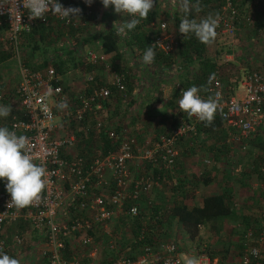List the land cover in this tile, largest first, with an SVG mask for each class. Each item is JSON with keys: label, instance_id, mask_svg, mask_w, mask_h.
Segmentation results:
<instances>
[{"label": "built area", "instance_id": "built-area-1", "mask_svg": "<svg viewBox=\"0 0 264 264\" xmlns=\"http://www.w3.org/2000/svg\"><path fill=\"white\" fill-rule=\"evenodd\" d=\"M168 1L171 6L174 5L173 0ZM71 7L80 8L79 5ZM89 11L90 5L85 4L84 12ZM237 14V0H222L219 11L214 15L219 17L218 29L222 34L232 35ZM49 16L63 23H69L74 18L62 19L49 12L45 19L30 20L22 0H16V8L10 3L0 4V23L6 24V39L15 58L18 59L19 55L20 35ZM243 18L251 23L248 15ZM150 44H155L153 46L164 54L173 50V34L166 29L165 21L158 23ZM83 57L85 62L105 59L103 54L91 51ZM17 74L18 79L11 86L9 96L14 100V105L16 101L17 109L14 108L8 116L6 127L18 136L28 138L30 154L35 163L46 166L49 183L40 203L17 210L7 207L10 194L5 189L6 181L0 179V250L14 258L21 254L28 256L29 249H23L24 233L34 236L30 237L33 238L30 247H36L40 257V261L34 264H186L189 258H195L198 264H224L207 250L181 249L174 239L160 231L155 222L157 213H141L137 204L140 196L147 195L152 187L162 182L163 178L153 174L151 167L172 172L177 155L175 143L182 137L195 134L199 121L197 117L180 119L168 133L160 132L155 134L153 140L139 143L135 135L125 131L124 127L120 126L116 131L111 124L103 122L100 114L104 109L103 100L111 92L108 85L93 86L90 92L79 95L78 104H73L66 99L62 85L57 82L59 74L50 63L35 69L18 60ZM109 76L110 85L118 90L124 89L122 72L111 71ZM85 80H92V75H87ZM209 80L210 95H200L208 99L215 98L219 93L218 112L225 125L234 131L229 139L250 137L264 117L263 70L245 72L239 79L240 93L224 94L217 69ZM173 88L176 92L175 106L179 108V99L188 87L174 80ZM3 93L4 90H0V105H9L2 102ZM64 101H67L66 108L61 107ZM56 111L64 117L61 133L58 134L55 131ZM86 111L94 115L95 122L91 129L95 134L99 135L103 130L108 138L120 136L114 150L94 156L87 163L83 157L73 153L76 140L73 129L64 131L68 121H80ZM3 124L4 120L0 117V126ZM135 159L145 163L148 168L138 170L131 177L130 164ZM260 170H264V163L260 165ZM146 203L152 206L154 201L146 196ZM123 214L130 220H136L137 225H122L120 216ZM258 215L259 220L264 221V205ZM17 222L28 229L4 231L7 225ZM254 227L247 226L242 234V251L236 264H249L259 257L260 247L264 243V228L258 230L256 241L252 243L247 238L254 233ZM102 250L108 253L101 254Z\"/></svg>", "mask_w": 264, "mask_h": 264}, {"label": "rangeland", "instance_id": "rangeland-1", "mask_svg": "<svg viewBox=\"0 0 264 264\" xmlns=\"http://www.w3.org/2000/svg\"><path fill=\"white\" fill-rule=\"evenodd\" d=\"M180 2L181 0H175L174 5L171 6L168 0H156L155 7L150 12L151 17L148 24L147 25L144 24L142 26L145 33L149 37H151V35L157 30L158 23L160 21L166 22L167 19L166 29L170 31L174 36V31H176V24L174 22L173 16L176 15L177 13L178 14L181 13L182 10L180 8ZM253 4H257L256 8L259 9L260 12H264V0H255ZM238 7H241V5L239 4ZM84 8L82 9L79 17H74L73 21L69 22L73 25L76 22L79 23V26H77L78 28L77 31L72 33L70 32V34H68L66 28L64 27L65 32H63L62 35L57 36L55 40L56 41L55 43L58 46L62 45L63 47H65L66 39H64L63 37H70V39H73V43H76L78 41V37H80L79 35H83V34L88 35L90 33V34H94L93 37H95L98 36V33L104 29V27L106 26L105 20L99 18L100 11L101 9L104 8L101 3V0H93L92 4L90 5L89 13H85ZM108 8L111 9V12L113 14V19L116 21V23H124L123 19L126 16L129 17L130 19L132 18L126 13H122V14L116 13L113 10L112 6H109ZM246 8L247 6L242 7V9H246ZM91 10H93L94 13H98V14H96V16L94 17L89 18L87 16L91 14ZM252 20L251 23H253ZM94 21L97 23L96 24L97 27L92 28L91 25L95 24ZM251 23H249L250 25L246 24V26L234 25V30L232 35L222 34L217 28L216 29L217 36L214 42L205 46L206 52L212 55L216 50H222L225 49V47H229L230 51L226 54H229L233 58L232 59L225 58L223 55L222 56L223 58L221 59V61H223L221 62L222 64L221 65L219 64L216 68L221 81L222 90L226 94L228 91V88L226 87V81L228 75H230L231 78L232 77L231 75H236L237 72L241 73L242 75L245 73V71L251 68H260L261 62L264 59V32L258 33V31L257 32L250 31ZM64 24L66 26V24L68 23H64ZM26 40L27 38L26 37L23 38V34H21L20 39L18 41V53H19L18 59L15 58V56L12 55V51L6 39V27H4L3 25L1 26L0 23V48L10 52L9 56L4 58L3 60H0V79L8 86L14 85L18 79V76L17 78L15 76L17 73L18 60L20 62H23L25 65L35 69H40L43 66H45L47 63L48 64L52 63L51 60H48V58H46L45 65H40L45 53H47L48 51L50 52L52 50L51 47H53L49 44L48 41H41L39 42L40 47L38 50L40 54H33L34 55L32 57L33 59L31 58V63L28 64L29 56H31V53L28 47L29 43L24 42L23 44V41ZM91 43L92 44L95 43V39L93 38L90 39V44ZM87 45H89V43ZM123 45L124 44H121V46H119V49L121 51L120 52L121 56L118 59L114 58L113 56L110 57L106 52L102 53V49L99 46L97 47V45L95 47H90L87 49H85L84 47H79L78 52L82 55V57L88 51L94 52L96 54L101 53L105 57L104 59L105 61L103 60L104 62L102 63L101 67L99 65L95 67H88L86 63H82L80 64L79 69L81 70V72H85L86 70L95 71L98 69L97 71L98 76L104 77L106 75L111 74V71L114 70L115 64L123 65V66L131 64L133 68L136 67L137 70L141 72V75L144 79L143 81L145 83H148L145 84V87L143 88V90H141V93L145 91L146 95L142 97L140 94L141 97L138 96V98H134L133 94H129L128 91L125 93L123 92L121 93V96L124 97L122 98L124 100L120 99L119 100L120 102H117L118 109L114 112L115 108L112 105L111 106L106 105L104 109H102L100 116L103 119L106 117V119L108 120L116 117V120L110 123H113V125L117 124V126L119 125L121 127H124V129H126L127 132L132 133L135 136L137 135L136 138L139 143H144L145 140H153L155 137L156 128L154 124L156 122V118L159 117L160 114L162 115L164 113L168 114L170 108L172 107L171 104L174 100V96L172 95V93L174 92L173 83H174V79L178 76V71L176 66L178 65L179 62L177 63L175 61H172L171 64L173 65L163 68V67H159L156 64L146 65L141 61H134V60L132 61L130 59L131 56L130 50L127 47H124ZM46 46L48 47V49L45 52L44 49L46 48ZM74 53L75 51H73L72 56L73 59L76 60V57L79 58V55L78 53L75 54ZM220 54H225V53L221 52ZM237 57L239 59L238 62L239 67H237V64L236 65L228 64L229 63L228 61H232L233 63H235L233 59L234 58L236 59ZM70 66L72 67L69 69L70 70L69 72L70 74L68 75V77H70L69 80L72 79L71 77L73 76V66H75V64ZM74 68H77V66H75ZM66 76H67L66 74L64 76L62 75V77L65 79ZM240 78L239 77L238 79L236 78L238 80V83ZM99 80L102 81L101 79ZM235 84L233 85V89L230 94H233L235 89L237 88V85ZM239 90L241 91L240 87ZM240 91H238L237 93H240ZM134 95H136V92ZM147 96H149V98L147 100L148 102L146 103L144 99L145 98L147 99ZM126 98L127 101H125ZM262 112L264 114V109L262 110ZM149 113L151 114L150 116ZM148 116L151 118H149ZM76 130H77L76 127H73L74 135H76ZM252 135L247 138L240 137L239 140H230L228 138L229 130L226 128V136L224 141L225 143H227V146L224 148L221 147L209 148L207 145L209 144L210 139H207L204 136L203 138L201 137L202 143L199 146L198 144L200 142H195L194 139L189 137V135H187V138L184 139L186 142H183V140L181 141V139H178L176 141L175 147L177 149V155L174 163V172L171 173L170 176L161 179L162 182H160L159 186L152 187L147 194L148 197L154 201V204L160 201L165 203L170 201L171 199L170 183L174 181V177L176 176V174L178 175L186 174L188 177L194 176L197 178L198 176L201 175V173H205V172L208 173L211 180L206 184L199 182L197 188L195 189L194 196L195 195L197 196V192H199L198 195H200V197L206 194L207 192H214L215 190H217L218 192V187H220L222 184L229 185V182L235 181L236 178H240L239 175H241L244 179L243 184L241 185L242 191L240 192L242 196L241 198L238 197L235 199L236 202L234 205V209L236 208L235 210H237L236 212L237 217L219 218L218 221L214 222L213 226L209 224L200 225L198 232L193 239H189L178 224L172 223L168 226L167 234H166L167 237L174 239L181 249L184 250H190L193 248L197 250L210 249L211 253L216 255L218 258L220 255L225 254L227 255L228 258H231L232 261L235 263L236 259L238 258V253H237V251L239 250L238 243L245 230V223L242 221L243 219L241 218L243 217V214L252 216L253 218H258L259 216L258 209L260 208L259 205L262 206L264 205L261 203L260 204L255 203L256 206L252 210L253 212L250 213L247 212L249 208L248 205L244 204L242 201L244 197L252 196L253 193H255L256 197L259 196L260 198H262V196L259 194V191L260 188L263 187V182L262 180L259 179V177H257V175L255 174V170L254 171H249V170L253 169L257 163L259 164L263 161L262 156H264V150H260L255 145V143H253V140L251 139L253 138ZM254 137L264 139V117H263V122L260 125V127L256 130ZM204 139L206 140V142H204L205 141ZM218 140L220 141V139L214 138V141H218ZM77 144L78 143H76L75 140L73 143V150L76 149ZM186 160H189L188 162L189 165H187ZM130 168H131V177H132L135 176L138 170L143 168L146 169L148 167L142 161H138V159H135L130 164ZM204 185H206V188H204ZM141 200H144V198ZM187 200L188 199H186V201ZM255 214L257 215V217ZM20 224H21L20 222H17L9 226L7 225L4 228V231L8 233L14 229H19L20 231L24 229H28V227H25L24 224L22 226L23 229H21ZM24 235L28 236L29 234H24ZM23 238L25 241L23 249H25V244L27 241L25 236H23ZM263 248H264V243L261 245L260 251H263L264 250ZM20 251L21 252L23 251L22 248L20 249ZM37 251L38 249L34 247V249L32 248V250H29L28 256L21 254V256L18 255V259L21 261V264H34L38 262V260L40 259ZM103 253L106 254L108 253V251L102 250L101 254ZM16 254H18V252Z\"/></svg>", "mask_w": 264, "mask_h": 264}, {"label": "trees", "instance_id": "trees-1", "mask_svg": "<svg viewBox=\"0 0 264 264\" xmlns=\"http://www.w3.org/2000/svg\"><path fill=\"white\" fill-rule=\"evenodd\" d=\"M255 0H237L238 6L239 4L241 7H238V14L237 19L235 20V25H241L246 26L250 25L247 23V21L243 18L245 16L251 17V20L253 23H251L250 31L261 33L264 32V12H260L259 9L256 8L257 4H253ZM61 4L67 3L71 6L79 5L81 10L84 8V0H59ZM192 4L196 3V0H191ZM201 10L197 12L194 8L190 13H188V18L190 19H197V21L206 18L208 15L214 16L218 11L219 7L221 6L222 0H199ZM247 4V5H246ZM246 9H242V7H246ZM250 6V7H249ZM98 13H94L93 10H91V14L87 17L91 18L96 16ZM150 13L147 18V20H141L140 24L137 25V27L132 30L128 31L127 35H121L117 33V25L107 24L104 27V29L98 33L99 38V47L102 49V53H111L114 58L118 59V55L121 54L119 52V46L121 44H124V47H127L130 50L131 59H137L136 61L142 62V56L145 50L151 45V37H149L142 26L145 24L147 25L150 20ZM174 22L176 24V31H174V45L173 50L168 53L164 54L157 50L154 46L155 50V59L152 64H156L159 67H169L172 61L179 62L176 66L178 71V76L174 79L176 81H179L182 85L186 87H191L193 85L201 88V92L203 95H210V80L209 76L216 70L217 66L222 64L221 59L223 58V54H220L221 52L228 53L229 47H225V49L222 50H216L214 51L213 55L208 54L206 52L205 46L206 44L201 43L198 38L194 34H188L187 36H183L179 32V29L177 30L179 26V21L181 18L185 17V13L181 11L180 14H176L173 16ZM50 16L43 22H36L27 32H23V38L26 37L27 40L23 41L25 43H29V49L31 54H40L39 53V42L41 41H48L49 44L53 47L52 50L47 53L42 58V61L40 65H45L46 56H48V53H52L55 55L53 67L56 72L62 73L64 72L65 68L67 69V65H65V62L67 59L61 58V55H58V46L55 42L56 37L59 35H62L63 32H65L64 27L66 28V31L68 34L70 32H76L77 26H79V23L76 22L74 25L71 23L65 24L61 22L60 20L55 19L56 21H50ZM130 20L129 17H125L123 19L124 23ZM88 21V20H87ZM167 22V19H166ZM6 27L5 23L1 22V26ZM73 25V26H72ZM75 30V31H74ZM20 39V37H19ZM24 40V39H23ZM75 43H73V46ZM48 47L44 49L45 52L47 51ZM10 55L9 51H5L4 49L0 48V60H3L7 56ZM34 56V55H33ZM81 56V55H80ZM68 58V57H67ZM238 58V57H237ZM113 59V58H112ZM73 59V63H74ZM264 60V59H263ZM260 68H251V69H261L262 63ZM105 61V60H104ZM103 60H97L96 62H88L86 64L88 67H95L99 65L102 66ZM133 61V60H132ZM228 64H232V61H228ZM28 63V62H27ZM31 63V59L29 58V63ZM81 64V63H80ZM44 67V66H43ZM132 65H114V70L117 72H122L124 75V89L118 90L116 87L109 84V79L100 81L97 78V75L92 76V80H89L87 84L85 85V88L77 94H74L73 90H68V86L63 87V91L66 93V99L70 102H73V104H78L79 101V95L85 94L90 92L91 88L93 86H98L101 84L108 85L110 88V94L107 96L106 99L103 100L104 107L106 105L113 106L115 108L114 112L118 109L117 102H119L120 99L124 98L121 96V93L125 92H131V89L134 85V79L136 76H134ZM134 69H137L136 67ZM249 69V70H251ZM249 70L245 71L248 72ZM241 73L237 72L236 75H230L227 76L226 81V87L228 88L227 94L231 93L233 89V85L237 82L238 77H242ZM237 78V79H236ZM58 83L61 82L59 79L57 81ZM0 90H4V93L2 95V102L11 105V102L9 98L10 92H11V86L6 85L1 79H0ZM8 90V91H7ZM224 92V91H223ZM174 97L176 92H173ZM175 100V99H174ZM172 102V107L170 108V111L168 114L164 113L163 115L160 114L159 117L156 118L155 122V128H156V134L162 132V133H168L171 128L180 120V119H187L189 116L187 113H183L180 111L179 108L175 106V102ZM169 104V103H168ZM107 106V107H108ZM170 106V105H169ZM262 110L264 109V106H262ZM12 110L14 108L16 109L15 105H11ZM106 118V117H105ZM108 118V117H107ZM5 121L8 120V117H2ZM108 120V119H107ZM95 118L91 111H86L83 113V117L80 119V121L76 122L75 120L68 121V124L66 127H64V131L70 132L73 127H76V143L77 147L74 149V155H79L84 158L85 163H87L92 157L94 156H102L109 150H114L116 147V143L118 142L119 137L117 138H108L104 131L102 130L99 135L95 134V132L91 129V127L94 125ZM110 123V122H109ZM114 130L118 131L119 125L117 124L113 125V123H110ZM87 127V129H86ZM260 127V125L256 128V130ZM226 128L229 130V136L234 131L227 127L224 123L223 118L220 116L219 112L217 111L214 121L210 126H206L205 122L198 121L196 123V131L195 134H189V137L194 139L195 142H200L198 146L202 143L201 137L203 136L207 139H210L209 144L207 145L210 147L215 148H224L227 146V143H225L224 139L226 136ZM256 130L252 133L253 143L260 149L264 150V139L254 137V134L256 133ZM127 131V130H126ZM78 133V134H77ZM134 135V134H133ZM137 136V135H136ZM135 136V137H136ZM228 136V138H229ZM214 138L220 139V141H214ZM213 139V140H212ZM205 140V139H204ZM228 141V139H227ZM206 142V140L204 141ZM216 152V151H215ZM214 153V152H213ZM262 160L264 161V156H262ZM263 161L261 163H257L256 166L249 170L254 171L257 177H259L260 180L263 182V187L260 188L259 194L264 198V170H260V165L263 164ZM257 162V161H256ZM151 171L153 174L159 175L160 178H165L170 176L171 173L174 172V167L172 172H168L164 169L151 167ZM184 174V173H181ZM173 177V176H172ZM200 177V178H199ZM200 180V181H199ZM211 180L208 173H201L200 176L197 178L192 176L188 177L185 175H178L174 177V181L170 183L171 186V199L169 202H156L153 203L152 206H147L146 204V196L148 195H142L137 200V204L139 207V210L141 213L144 212H156L157 217L155 219L156 224L161 228L160 231L166 235L167 234V228L170 224L176 223L178 224L183 232L187 235L189 239H193L194 236H196L199 226L200 225H212L214 222L218 221L219 218H230V217H237L235 210H234V202L232 200L231 196V189L230 187H226L229 185H225L221 191L218 192H212V193H206L200 197L199 204H191L186 201V199H191L195 194V189L197 188L199 182L206 184ZM169 186V187H170ZM144 200H141L143 199ZM128 203V201H126ZM127 205V204H126ZM124 205V206H126ZM257 217V215H256ZM259 218V217H258ZM253 218L249 215H244L241 219L245 223V228L247 226H255L254 233L250 237L247 238V240L250 242L256 241V236L258 230L263 227L264 228V221L260 218ZM138 219V218H137ZM120 220L125 226H136L137 222L136 220H130L129 217L125 216L124 214L120 216ZM23 224H20V228L23 229ZM26 238V244L25 249L30 250V241L31 238L22 234ZM243 235L241 236V239L238 243L239 250L237 251L238 256L240 255L242 251V241H243ZM264 242V241H263ZM264 249V248H263ZM262 249V250H263ZM207 251L211 252L210 249H206ZM226 252V251H225ZM236 253V254H237ZM219 261L223 262L224 264H235L231 258H228L227 255L222 254L219 256ZM249 264H264V250L260 251L259 257L257 261L251 260Z\"/></svg>", "mask_w": 264, "mask_h": 264}, {"label": "clouds", "instance_id": "clouds-1", "mask_svg": "<svg viewBox=\"0 0 264 264\" xmlns=\"http://www.w3.org/2000/svg\"><path fill=\"white\" fill-rule=\"evenodd\" d=\"M85 4L91 5L93 0H84ZM10 3L16 8V0H0V4ZM104 8L112 6L116 13H126L132 17L127 22L117 27V33L127 35L128 31L134 30L141 20H147L149 13L154 9L156 0H101ZM175 3V0H173ZM22 6L28 10L29 19H45L46 13L51 12L62 19L79 17V7H65L59 0H22ZM180 8L185 17L179 22V32L183 36L194 34L203 44L214 42L219 27V17L211 14L199 21L188 18V13L194 8L201 10L199 0L195 4L191 0H181ZM20 23V16L18 18ZM155 45V44H153ZM150 45L142 56V62L146 65L153 63L155 50ZM201 88L193 85L183 91L179 99L178 107L189 117L195 116L200 121L210 126L220 109L219 93L216 97L204 99L200 95ZM61 107H67L64 101ZM12 112L10 105H0V117H8ZM29 141L26 136L17 135L6 126H0V179L6 181L5 189L10 194L7 207H15L17 210L32 206L41 202L43 193L49 183L48 170L44 163L37 164L30 154ZM135 211V210H134ZM0 264H21L18 258H14L0 250ZM186 264H198L195 258H189Z\"/></svg>", "mask_w": 264, "mask_h": 264}, {"label": "crops", "instance_id": "crops-1", "mask_svg": "<svg viewBox=\"0 0 264 264\" xmlns=\"http://www.w3.org/2000/svg\"><path fill=\"white\" fill-rule=\"evenodd\" d=\"M50 18H51L50 21H56L53 17H50ZM99 18L100 19H104L105 23H107V24H112V25H117V26H120V25L123 24V23H116V21L113 19V14L111 12V9H109V8L101 9ZM94 23H95L94 25H91L92 28L97 27L96 26L97 23L95 21H94ZM98 27H99V24H98ZM93 31H94V29H93ZM89 34L88 35H86V34L79 35L80 37H78V41L75 43L74 46H73V39H70V37H63L64 39H66L65 47H63L61 45L60 48H58V50H57L58 53H59L58 55H61L62 59L63 58L67 59L66 62H65V65H67V69L65 68L64 72L58 73L59 74V79L61 80V82H59V83L62 85V87L68 86V90H73L74 94H77V93L81 92L83 90V88H85V85L87 84V81L85 80V77L87 75H92L93 76V75L97 74V76H98V73H97L98 69L95 70V71H93V70L87 71L86 70L85 72H81V70L79 69L80 63L81 64L82 63L88 64V62L84 61V57H82V55L78 52V48L79 47H84L85 49H87V48H90V47H95L96 45H97V47L99 46V38H98L99 36L93 37L94 34H90V35ZM92 38L95 39V43H93V44L91 43L90 44V39H92ZM88 43H89V45H87ZM73 51H75V53H78V55H79V58L76 57V60H74V63H73V56H72L73 55ZM119 52H121L120 49H119ZM108 55L110 57L113 56L111 53H108ZM223 55H224L225 58H231V59L233 58L229 54H226V53L223 54ZM119 56H121V54H119L118 57ZM32 57H33V54H31V56H29L30 59ZM46 58H48V60H51V62H52L51 64L53 65V62H54V59H55V55L48 53V56H46ZM130 59H131V56H130ZM131 60L136 61L137 59L132 58ZM233 60L235 62V63H233V65L237 64V67H239L238 66L239 59L238 58H236V59L234 58ZM73 64H75V66H77V68H74L75 66H73V76L71 77L72 79L69 80L70 79V77H68V75L70 74L69 73L70 72L69 69L72 67L70 65H73ZM132 69H133L134 76H136V77L134 79V85H133V87L131 89L130 94H133L134 98H138V96H140V94H141L142 97H144L146 95V93H145V91H143L141 93V90H143V88L145 87V84H148V83H145L143 81L144 79H143V77L141 75V72H139L137 69H134L133 67H132ZM65 74L67 75L66 79L62 77V75L64 76ZM99 74H100V72H99ZM15 76L17 78V73H16ZM109 77H110L109 75H106L104 77L103 76H101V77L98 76L97 78L101 79L102 81H104V80L109 79ZM235 85H237V88L235 89L234 93H237L238 91H240L239 90L240 85L238 83V80H237ZM135 92H136V95H134ZM172 95L174 96L173 93H172ZM148 98H149V96H147V99L146 98L144 99L146 101V103L148 102L147 101ZM174 99H175V97H174ZM8 100H10L11 105H14V100L12 98H10ZM121 100H124V99H121ZM125 101H127V98L125 99ZM15 106H16V109H17L16 101H15ZM150 115L151 114L149 113V116ZM63 118H64L63 115L61 116V114L58 111H56V114H55L56 130L55 131H56L57 134L61 133L60 128H61L62 122H64ZM149 118H151V117H149ZM114 120H116V117L113 118V119H110L108 121H107L106 118H104L103 122L106 125H109L110 124L109 122H112ZM5 125H6V123H5ZM185 138H187V136L182 137L180 139H181V141L183 140V142H186L184 140ZM180 151H181V149H180ZM188 162H189V160H186L187 165H189ZM239 176H240V178H236L235 181L229 182V186H226V187H230V189H231V196H232V200H233L234 203L236 202L235 201L236 198H238V197L241 198V196H242L240 194V192L242 191L241 190V185L243 184L244 179H243V177L241 175H239ZM222 185L220 187H218V191H220V189L223 188L226 184H224L223 186ZM204 188H206V185H204ZM214 192H217V190H215ZM207 193H212V192H207ZM198 194H199V192H197V196L195 195L192 199H190V200L188 199L187 202L191 203V204H199L200 195H198ZM242 201H243L244 204L248 205L249 208H248L247 212H250V213L253 212L252 210L255 208L256 204H260V203L264 204L263 198H260L259 196L256 197L255 193H253L252 196L244 197V199H242ZM261 206L262 205H259L260 208L258 210H260L262 208ZM236 212H237V210H235V213ZM31 236H33V234L29 235V237H31ZM33 238H34V236H33ZM33 238H31V239H33ZM30 250H32V248H30Z\"/></svg>", "mask_w": 264, "mask_h": 264}]
</instances>
